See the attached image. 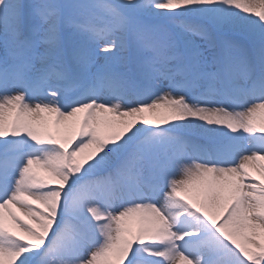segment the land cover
I'll return each instance as SVG.
<instances>
[{
    "label": "rangeland",
    "instance_id": "374dc122",
    "mask_svg": "<svg viewBox=\"0 0 264 264\" xmlns=\"http://www.w3.org/2000/svg\"><path fill=\"white\" fill-rule=\"evenodd\" d=\"M246 99L264 0H0V264H264Z\"/></svg>",
    "mask_w": 264,
    "mask_h": 264
},
{
    "label": "bare ground",
    "instance_id": "6f19581e",
    "mask_svg": "<svg viewBox=\"0 0 264 264\" xmlns=\"http://www.w3.org/2000/svg\"><path fill=\"white\" fill-rule=\"evenodd\" d=\"M252 98H257V96L255 97V96H253ZM131 100H133L134 101V99H131ZM236 101L237 102H240V100H238V99H236ZM245 103H248V104H246V107L249 109V110H251V111H253L254 112V114L255 115H257V116H261L262 118H263V120H264V104H262V105H260V106H256V107H252L251 106V100L250 99H246V100H243ZM250 102V103H249ZM127 107L125 108V113L126 114H129V113H136V115H139V113H141L142 112V110H144V109H146L144 106H142L141 104H137V103H132V102H130V101H128L126 104H125ZM208 112H210V111H208ZM212 112V111H211ZM210 112V113H211ZM212 114H214L215 116L217 115V117H220L221 115L220 114H218V113H214V112H212ZM252 158H250L249 159V173H251L252 175H257L258 176V174L256 173V171L254 170V165L255 164H259L260 165V167H261V174H262V176H264V162H262L261 161V158L260 157H258L257 155H252L251 156ZM252 161V162H251ZM97 162H101V160H98ZM249 173H247V175H249ZM118 182H120V185H121V187H122V185H123V183H122V181L119 179L118 180ZM124 189H125V193L126 194H128L129 195V193H130V189L129 188H127L126 187V185H125V187H124ZM129 190V191H128ZM130 195H133L132 193H130ZM135 196V195H134ZM148 206V205H147ZM146 206V209L147 210H150L148 207ZM115 211H121V210H115ZM151 211V210H150Z\"/></svg>",
    "mask_w": 264,
    "mask_h": 264
}]
</instances>
